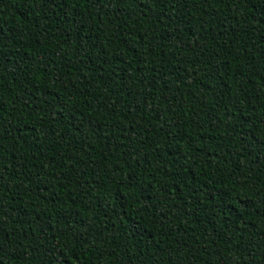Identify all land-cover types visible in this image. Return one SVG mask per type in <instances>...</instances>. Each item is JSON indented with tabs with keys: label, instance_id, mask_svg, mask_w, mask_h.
<instances>
[{
	"label": "trees",
	"instance_id": "1",
	"mask_svg": "<svg viewBox=\"0 0 264 264\" xmlns=\"http://www.w3.org/2000/svg\"><path fill=\"white\" fill-rule=\"evenodd\" d=\"M0 264H264V0H0Z\"/></svg>",
	"mask_w": 264,
	"mask_h": 264
}]
</instances>
